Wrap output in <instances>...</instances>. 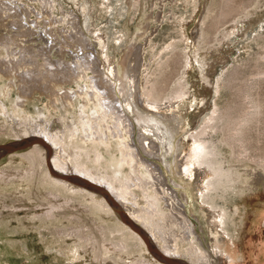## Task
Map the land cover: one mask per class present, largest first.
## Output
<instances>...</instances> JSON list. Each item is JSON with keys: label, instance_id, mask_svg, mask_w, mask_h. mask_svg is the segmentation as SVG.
I'll list each match as a JSON object with an SVG mask.
<instances>
[{"label": "bare ground", "instance_id": "6f19581e", "mask_svg": "<svg viewBox=\"0 0 264 264\" xmlns=\"http://www.w3.org/2000/svg\"><path fill=\"white\" fill-rule=\"evenodd\" d=\"M70 1H74V10L78 15V21L72 23L74 29L78 25L77 42L102 45V34L89 25V13L96 7L88 0ZM4 7L0 3V9ZM17 8L10 10L19 12ZM25 13L31 14L28 10ZM247 15L241 14L243 17ZM3 17L8 21L0 28L9 29L7 25L12 23L15 32L6 31L5 37L4 34L0 37V73L9 81L7 86L0 87V98L14 93V90L18 94L9 102L11 111L0 100V139L18 138L37 127L43 137L33 136L20 142L0 144V158H5L0 167V264H13L15 255L28 264L37 262L31 259V255L19 252L13 237L4 233L6 226H15L31 235L32 242L43 241L44 233L48 232L54 240L49 244L65 243L66 248L59 247L57 250L70 262L61 264H243L238 262L241 256L232 232L238 231L243 221H248L239 217L237 207L228 209L218 200L224 198L223 194L228 190L249 201L257 194L253 189L257 185L256 180L260 179V172L264 173V159L245 157L248 154L244 141L249 126L256 120L258 123V117H262V106L247 97L251 107L245 108L243 104L238 109L228 107L220 110L214 107L206 124L198 132L189 133L185 137L186 146H183L180 140L175 141V137L187 132L182 126L187 123L179 106L190 95L191 88L186 91L184 82L179 83L176 92L169 98L161 97L165 88L155 83L147 85L146 82L139 88L135 67L130 64L135 60L131 53L123 57L120 77L116 75L115 60L106 54H102L99 60L94 57L98 61L96 64L85 60L89 55L84 59L76 55L81 62L67 66L65 60H62L63 64L53 62L44 53L30 51L27 47L20 48L16 53L15 47L25 42L20 37L27 30L19 31L20 23L13 19L16 18L14 13L11 16L0 14V20ZM218 23V20L212 21L208 32L200 28L202 38L195 44L183 29L186 44L192 48L204 45L209 31L213 32ZM238 23L234 22L231 31H241L236 26ZM10 34L14 37L9 38ZM175 48L171 45L166 50L171 52ZM203 51L197 49L194 57L192 51L186 52L180 79L190 75L197 55ZM15 54H19L17 58ZM9 55L16 60L11 62ZM38 57H41V63L37 61ZM87 69L95 75L85 93L84 90L78 92L83 100L78 105L79 112L67 115L71 121L65 122L62 113L52 120V115L44 113V110L52 105L61 112L73 102L74 94L69 90L63 89L60 94V84L72 83L78 78L86 79ZM257 76H264V70L258 71ZM195 88L199 90L200 87ZM40 89L48 101L39 105L30 103L29 95L34 90L40 92ZM94 100V105L105 109L97 108L99 112L84 110L87 103ZM25 102L33 104L35 113L26 108ZM164 110L168 112L166 115L162 113ZM128 112L132 117L127 115ZM35 114L40 118L39 124L34 121ZM13 117L18 121L14 122ZM220 120L224 127L219 142L228 149V165L214 159L221 154L214 143L198 138L206 129H217L215 124ZM58 121L64 124L63 129L51 132L50 126ZM106 121H113L112 127L106 125ZM103 127L106 136L102 132ZM129 133L130 136L131 133L136 134L139 142L148 141L143 145L154 149L160 166L182 181L179 187L191 183L195 203L204 214V226L200 228L209 235L207 245L203 244V240L207 239L196 233L193 222L185 220L177 212V208L182 206L176 200L177 195L170 192L171 189L159 186L162 175L140 163L139 159H143L140 158V146L130 144L127 139ZM133 147L135 149L132 150ZM147 152L150 155V151ZM142 162L147 163L144 159ZM155 180L156 189L152 184ZM172 184L177 185L173 181ZM133 190L140 193L135 194ZM3 194H7L8 199ZM140 196L146 205L136 209L135 197ZM162 201L169 208L165 214H159L157 210ZM118 202L127 208V212H119ZM220 237H223L221 243L218 242ZM224 243L228 244V250ZM155 244L165 254L158 252Z\"/></svg>", "mask_w": 264, "mask_h": 264}, {"label": "rangeland", "instance_id": "374dc122", "mask_svg": "<svg viewBox=\"0 0 264 264\" xmlns=\"http://www.w3.org/2000/svg\"><path fill=\"white\" fill-rule=\"evenodd\" d=\"M48 1L0 0L3 7L5 5L9 6V8L4 7L6 9L1 8L0 14H9L11 16L14 13L16 18L14 17L13 19H17L20 23L21 28H19V31L27 30L20 37L25 42H20L18 47H15L16 53H18L20 48L27 47L30 51L44 53L53 62L59 61L63 64L62 60H65L67 61V66L74 62H81L80 58L84 59L88 55L85 60L88 62L91 60V62L96 64L98 62L97 60L101 59V55L106 54L112 60H115L114 66L118 77L123 73V57H127L128 53H131L135 60L130 64L136 68H134V74L137 80L136 82L139 83V88L146 84V82L147 85L155 83L157 86L165 88V92L161 97L169 98L176 92L179 83L184 82L183 85H187V87L184 86L186 91H189L191 88L189 91L190 95L179 106L182 112L181 115L185 117L184 121L187 123V125L184 123L182 126L187 132L175 137V141L180 140L183 146H186L187 141L185 137L189 133L198 132L206 124L207 118L214 107L220 110L228 107L238 109V106L243 104L246 108L247 106L251 107L249 103L254 100L262 106L260 107L263 115L262 117H258V123L257 120L255 123L252 122L253 125L251 124L249 126V131L245 135L244 144L248 154L245 157H255L256 160L258 158L264 159V76H257L258 71L264 70V0H88L96 7V9H93L89 13V25L92 30L100 35L102 34L104 42L102 45H97V42L90 45H82L80 42H77L79 35L76 33V28L78 25L75 29L72 27V23L78 21V15L74 10V1L53 0L51 1L52 3H48ZM10 7H18V11L22 12V14L10 10ZM25 10H28L31 14H28V16ZM242 13L248 15L243 17L241 16ZM216 20L219 21L218 26L213 32L209 31L208 38L205 40L206 44L204 43L200 47L194 45L193 48L186 44V38L183 37L182 33L183 29H185L184 31L195 44L198 39L202 38L200 28L208 32L211 22ZM7 21L8 19L3 17L0 20V26ZM237 21L239 23L236 26H239L241 31H231L230 28ZM11 25H7L9 29L5 27L0 28V37L3 34L5 37L6 31H10L12 34L15 32L14 27ZM34 25L37 26L35 27ZM32 28L34 31H32ZM11 37L14 36L10 34L9 38ZM171 45H175L176 48L170 52L166 48ZM196 47L204 51L199 52L197 55L194 65L190 70V75L180 79L186 52L191 53L192 51L191 54L194 57L195 51H197ZM15 55L17 58L19 54ZM26 57L30 58L28 55ZM16 58L11 56L9 60L12 62ZM37 61L41 63V57H38ZM85 74L86 79L78 78V80L71 81L72 83H63L58 87L60 94H62L63 89L69 90L70 93L74 94L73 102L69 107L63 110L61 109L60 112L50 105L51 108L49 106V109L51 110L48 112L49 109L47 108V110H44V113H50L53 116H51V119L57 117L59 113H62L65 122L68 120L71 121V119H67V115L69 113L77 114L79 112L78 105L83 102L80 99L81 93L78 92L84 90L83 93H85L87 87L89 88L90 86L91 79L95 75L94 72L88 69L85 71ZM0 79L2 80H0V87L7 86L9 82L7 77L0 73ZM195 86L200 87L199 90H196ZM43 89L45 90V87ZM74 91L75 93H73ZM43 93L44 91L42 89H40V92L39 90H34L29 95V102H35L38 105L42 101L47 102L48 98ZM46 93L49 92L47 91ZM17 94L18 91L14 90V93L7 94L6 97L3 96V99L0 98V100L6 107H9V102ZM247 97H251V101H247ZM29 102H25L26 108H30V112L35 113L33 104ZM94 103L95 100L94 102L89 101L84 110L88 112L89 110L99 112L97 108L102 111L105 109L97 107ZM9 108V111H11V107ZM234 110L232 111L235 112ZM162 113L166 115L168 112L164 110ZM127 115L132 117V114H129V112ZM33 118L38 124L40 123V118L36 117V114ZM13 119L14 122L18 121L14 117ZM112 123L113 121H106L105 124L112 127ZM215 125H218L216 127L217 129H206L198 138L206 142L214 143L217 146V150L221 152L214 159L222 161L223 165H228L226 162L230 159L229 154H227L228 149L219 142L222 136L221 130L224 126L221 120ZM63 127L64 124L58 121L55 125L50 126L49 129L52 132L53 130H62ZM37 128L28 130L29 132L27 131L26 135L18 138L0 139V144H10L15 141L20 142L33 136L43 137L41 130ZM109 131L111 132V129ZM102 132L106 136L105 127L102 128ZM127 139L130 144L140 146V158H143L147 162L145 164L142 162L143 159H139L140 163L145 165L146 169L148 167L153 168L156 173L159 172V175H162L159 186L166 190L171 189L170 192L177 195L176 200L182 204L180 208H177V212L185 220H191L193 222L196 227V233L199 237L201 236L207 239L203 240V244L207 245L209 235L200 228V226H204V214L195 203L191 183L187 186L179 187L182 181L176 175L169 173L160 166L159 161L156 160L157 155L154 149L146 148L147 140L139 142L136 134L133 135L132 133L131 136L130 133L128 134ZM80 140L82 141V139ZM133 149L135 148L133 147ZM147 150L150 151V155ZM135 155L139 157L137 153ZM4 162L5 158H0V167ZM139 173L144 174L140 170ZM260 175V179L256 180L255 183L257 185L253 189V192H257V194L255 197H252L253 199L251 201L246 200L244 196L239 197L234 192L232 193L231 190L225 192V195L223 194L224 198L218 200L220 204L228 209L237 207L239 217L241 219L245 218L248 221V223L243 221L238 231L232 232L233 239L241 256L238 262L242 261L243 264H264V173L260 172ZM144 177L151 181L147 175L144 174ZM172 181L177 183V185L172 184ZM152 184L155 185L156 189V180ZM105 190L107 191V189ZM133 191L135 194L140 193L136 190ZM107 193L111 197L113 196L110 191H107ZM3 196L8 199L7 194H3ZM135 201L136 209L143 208L146 205L145 200L141 196L135 197ZM161 203L162 206L161 204L157 206L159 214L169 212L166 202L162 201ZM118 209L121 213L127 212V208L119 202ZM115 212L118 214L117 211ZM170 214L172 215V213ZM144 230L146 231V229ZM4 233L11 238L13 237L19 247V252L23 255H31V259H34L35 262L37 260L36 264H61L70 262L68 258L62 256L57 250L59 247L66 248L67 245L61 241L49 244L54 240L48 232L44 233L45 237L41 242H32L31 235L15 226H6ZM146 233L148 234L147 231ZM222 239L223 237H220L218 242L221 243ZM224 247L227 250L229 249L226 243H224ZM155 248L161 254H165L159 250L156 244ZM13 262V264H28L26 260L16 255L13 258Z\"/></svg>", "mask_w": 264, "mask_h": 264}]
</instances>
